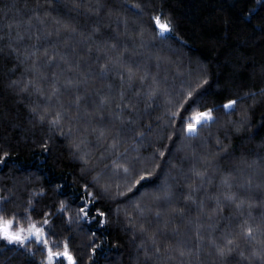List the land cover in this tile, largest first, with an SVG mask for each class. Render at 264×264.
Wrapping results in <instances>:
<instances>
[{
    "label": "trees",
    "instance_id": "obj_1",
    "mask_svg": "<svg viewBox=\"0 0 264 264\" xmlns=\"http://www.w3.org/2000/svg\"><path fill=\"white\" fill-rule=\"evenodd\" d=\"M139 2L0 0V155L9 153L0 165V196L21 205L30 196L49 205L64 200L75 217L83 180L90 177H81L68 147L71 139L85 137L98 157L128 120L155 128L169 96L206 79L202 103H223L226 95L242 102L231 116L218 113L217 123L196 139L178 135L170 144L176 168H165L157 181L167 180L168 199L142 205L143 215L132 206L135 200L101 201L96 207L109 213L104 226L74 223L61 237H70L80 264H264L259 254L264 249V0H152L155 10L173 21V32L164 38L148 27L151 6L140 15L128 7ZM153 91L158 94L150 100ZM148 103L152 108L145 114ZM124 104L134 107L129 111ZM45 110L48 119L61 113L71 139L39 122ZM245 110L237 131L228 122L239 121ZM101 130L110 134L98 142ZM217 140L228 148L226 155ZM130 146V139H122L118 150ZM135 147L145 154L152 150L147 144ZM192 168L203 176L193 175ZM41 191L43 196H33ZM245 222L255 229L252 240L242 235ZM92 233L99 245L94 256ZM153 233L154 243L148 242ZM228 239L233 251L222 258L216 249ZM5 248L0 246V264H25V255ZM40 259L37 253L35 264Z\"/></svg>",
    "mask_w": 264,
    "mask_h": 264
},
{
    "label": "snow or ice",
    "instance_id": "obj_2",
    "mask_svg": "<svg viewBox=\"0 0 264 264\" xmlns=\"http://www.w3.org/2000/svg\"><path fill=\"white\" fill-rule=\"evenodd\" d=\"M257 2L260 3L261 0H257ZM150 6L153 8V14L148 17V27L155 32L157 37L164 38L170 35L174 27L172 19L167 17L162 10H155L152 0H141V2L133 3L128 7L134 10L135 15H140L143 12H148ZM261 31H264V28H261ZM101 71L103 72L104 69L102 68ZM129 79L131 80V69H129ZM143 79L141 77V82ZM207 83L208 81L204 79L195 88L189 84L186 89L181 90L175 96H169L165 100L163 116L155 117V120L160 122L155 128L151 122L137 124L135 119L128 120V126H122L114 135H111V142L98 157L94 156L85 137L78 140L71 139L72 130L69 129L67 132L63 130L61 113L57 112L52 119H48L47 110L41 113L38 117L41 124L47 122L50 131L59 130V135L62 138L71 139L68 147L74 159L80 164L81 177H90V179L83 180V196L80 198L81 203L77 205L78 211L75 217L68 215L69 205L64 200H61L58 205L55 203L49 205L41 204L40 201L34 203L30 196L26 204L21 205L10 196H0V245L10 246L5 248L7 251H17L19 254L25 255V264H35L37 253H40L41 256L39 264H80L74 255L70 237H61V233L68 231L73 223L79 225L81 222L98 221L100 226H104L108 222L109 213L96 207L101 201L119 205L125 201L135 200L136 202L132 206L139 211L140 215H143V206L167 200L170 194L167 180L165 179L161 184H157V181H161L165 168H168L169 171L176 168L174 160L170 158V144L175 142L178 135H182L185 140L196 139L200 136L202 129L210 128L217 123L218 113L222 111L225 115L231 116L236 112L237 105L242 102L240 97L232 98L226 95L223 103L214 101L212 106H207L202 103L207 92L201 90ZM26 88L27 85L21 91ZM261 93L264 94V89H261ZM157 94L156 91L150 92L149 99H153ZM244 95L255 97L256 94L245 93ZM123 107L131 111L134 106L124 104ZM148 108H152L151 103L146 105L145 114H147ZM246 117L247 110L242 113L239 121H229L228 123L237 125L236 130L239 131V125L243 124ZM133 125L136 126L133 127ZM109 134L107 130H101L96 139L101 142L107 139ZM122 139L125 142L129 139L132 141V146L125 149L124 152L118 150ZM165 139L170 143H163ZM145 144L152 146L150 153L145 154L140 148L135 147V145L142 147ZM217 144L226 155L228 148L223 146L219 140H217ZM42 149L45 152L49 150L48 140H44ZM132 152L135 155H132ZM8 158V152L0 155V165L5 164ZM100 164H103V167L97 171ZM190 171L195 176H203V173L195 168ZM153 186L155 187L153 188ZM149 189L153 190L149 191ZM61 190L62 186L58 185L57 191ZM44 194L41 191L33 193V196H43ZM185 199H191V196H186ZM226 199L232 200L233 197L229 196ZM242 203L243 201H241ZM9 205H14V208H10ZM237 207H240V204H237ZM93 211L95 215L92 214ZM120 211L121 209L117 207L116 214L119 215ZM156 215L159 216V212ZM241 228L242 235L247 240L254 238L255 229L252 225L245 222ZM139 231L146 235L143 224L140 225ZM95 235L92 233L93 243L89 245L92 256L95 255L96 249L99 247L94 244ZM154 236L155 233L148 236L147 241L154 243ZM233 245L234 241L228 239L226 247L217 246V255L225 257L233 251ZM155 252L159 253V248H155ZM240 254L243 256V252ZM251 254L255 257L257 251L253 250ZM259 254L264 257V249H261ZM180 255L183 256L184 252H180ZM144 258L145 261L151 258L146 245Z\"/></svg>",
    "mask_w": 264,
    "mask_h": 264
},
{
    "label": "rangeland",
    "instance_id": "obj_3",
    "mask_svg": "<svg viewBox=\"0 0 264 264\" xmlns=\"http://www.w3.org/2000/svg\"><path fill=\"white\" fill-rule=\"evenodd\" d=\"M76 215V214H75ZM74 224V223H73ZM76 225V224H75ZM0 246H3V245H0ZM5 247H10V246H5ZM75 255V254H74ZM41 257V256H40Z\"/></svg>",
    "mask_w": 264,
    "mask_h": 264
}]
</instances>
